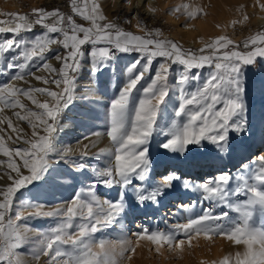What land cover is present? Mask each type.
<instances>
[{
	"label": "snow or ice",
	"instance_id": "snow-or-ice-1",
	"mask_svg": "<svg viewBox=\"0 0 264 264\" xmlns=\"http://www.w3.org/2000/svg\"><path fill=\"white\" fill-rule=\"evenodd\" d=\"M181 8L189 18L197 16L199 11L189 10L188 4L175 11L180 12ZM71 13L66 15L59 9L35 8L31 15L4 13L8 18L0 19V34H11L10 38L0 40V58L7 60L6 69L0 65V75L15 69L12 80L22 81L27 75H33L31 69L35 68L49 74L47 77L35 75V80L56 88L0 84V113L19 108L21 111L14 115L20 121H27L32 129L31 138L25 139L20 135L22 130L16 128L11 119L0 116V125L6 123L8 129L17 133V139L27 145L9 148L0 136V155L7 158L10 170L7 179L11 181L0 191V264H25L23 256L26 254L20 249L31 241L27 234L29 229L22 222L34 217L57 218V223L46 231H38L35 247L27 253L33 259L39 261L41 256L46 257L47 264H119V260L135 248L122 240L117 251L109 241H97L94 234L129 209L126 192L130 187L135 201L144 205L148 201L158 202L166 189L175 186L174 182H180L186 190L200 193L201 202H208L210 207L202 208V214L190 217L187 223L178 224L168 232L149 229L137 232L134 235L138 240L150 241L159 253L165 245L170 250H181L185 239L180 236L190 243L193 234L203 233L206 239L210 235H220L236 245H243L245 250L234 257L226 255L219 264H264V222L259 225L254 222L256 217L264 221V152L246 159L235 174L219 171L194 182L173 170L158 183L154 182L148 153L152 137L158 134L165 137L160 147L179 157H186L193 147L204 148L209 144L220 157L232 154L231 134L239 136L247 131L243 70L254 65L257 58H264V30L245 40L244 51L233 45L231 39L220 36L199 52H193L185 51L175 42L153 38L151 32L141 36L123 30L117 23L107 20L102 0H91L90 6L89 0H71ZM74 16L87 21L89 26L77 23ZM37 27L44 31L24 38L22 33H33ZM53 45L63 49L62 54L57 51L55 55L60 62L58 69L47 62L46 53L52 51ZM85 45H90V50L86 51ZM117 52H136L140 57L126 68L127 81L108 107L106 134L114 146L109 165L101 170L93 169L98 180L76 191L66 208L45 211L43 204L24 200L16 208L13 218L16 194L51 175L57 158L67 163L71 157V149L57 147V137L65 111L77 98V75L82 62L87 57L90 74L96 76ZM9 53L12 55L7 59ZM158 57L163 58V62L151 75L153 61ZM173 65L180 66L174 83L178 90L174 117L167 111L166 100L172 91L169 74ZM205 67L211 71L201 84L200 73L194 70ZM149 76L150 82L138 88ZM135 92L142 93L138 102L134 98ZM37 94L49 99L41 102L36 98ZM21 96L39 111L26 108L19 99ZM160 120L165 121L163 126H160ZM168 120H171L170 125ZM3 131L0 128V132ZM86 156V152L81 153L82 159ZM75 167L83 170L85 164L81 162ZM98 184L109 188L119 186L122 190L120 198L115 201L99 199ZM217 208L221 209L219 213L215 212ZM224 208L229 211H223ZM184 209L191 211L188 205H184ZM230 212L237 216L231 217ZM94 247L98 250L94 251Z\"/></svg>",
	"mask_w": 264,
	"mask_h": 264
},
{
	"label": "rangeland",
	"instance_id": "rangeland-1",
	"mask_svg": "<svg viewBox=\"0 0 264 264\" xmlns=\"http://www.w3.org/2000/svg\"><path fill=\"white\" fill-rule=\"evenodd\" d=\"M129 1L132 2V0H102L103 11L107 20L117 23L120 28L135 35L144 36L146 32H151L154 34L153 38L175 42L185 51L199 52L207 43L220 36L231 39L233 45L239 46V50L244 51L243 44L245 40L249 36L264 30V23L258 25L255 23V19L250 16H247V20L244 17L242 20H237L236 17H228L225 22L223 21L224 19H218V11L222 5L229 6L239 0H207L206 16H204L201 8L202 0H183L182 5L188 4L189 10L194 7L199 10L198 17L190 19L181 9L180 13L177 12L181 17L175 26L162 24V19L156 14L152 15V18L155 19L153 23L141 19L140 15H136V18H133L132 7L126 8L124 6ZM90 3L91 0H89V6ZM143 3H145V0H140L138 5ZM262 5H264V2H262ZM35 8H44L49 11L59 9L66 15L72 14L71 0H0V19L8 18L3 15L4 13L31 15L32 10ZM139 10L142 11L141 8ZM263 11L264 7H261V11L258 12L259 18H264ZM171 16L173 17V14ZM207 18L212 19L209 28L204 29L202 33L193 31L191 23L196 21L206 26ZM74 19L77 23L89 26L88 22L79 16H74ZM43 31L42 28L37 27L33 33H22V35L27 39ZM157 32L159 33L158 36L155 35ZM10 36V33L0 34V40L10 38ZM51 48L52 51L46 53L47 62L58 69L60 62L55 59V55L57 51L62 54L63 49L56 45L51 46ZM84 48L88 51L91 46L85 45ZM11 55L12 53L7 54V59H10ZM139 57L140 54L136 52H117L116 57L96 76L90 74V65L87 57L82 62V67L77 75V98L69 106V109L65 111L61 119L62 127L57 137V147L61 150L71 149V157L67 163L59 161L57 158V163L54 164L53 170H50L51 175L43 180L35 181L16 194L12 212L13 218L16 208L24 200L43 204L45 211H51L58 207L66 208L76 191L81 188H87L93 180H98L93 169L101 170L108 166L110 153L114 151V146L106 134L108 107L111 100L118 96L120 88L127 81L126 68ZM162 62L163 58L159 57L153 61L151 75H154L155 69ZM6 63V59L0 58V65H3L5 69ZM38 63L42 64L43 62L38 61ZM31 71L33 75H27L25 80L22 81L12 80V76L16 72L15 69L10 73L5 72L4 75H0V84L14 83L21 88L31 86L48 87L51 90H56L55 85H46L34 78L35 75L47 77L49 75L47 72L43 70L36 71L35 68H32ZM194 71L200 73V83L202 84L207 79L211 69L205 67ZM179 72L180 66L173 65L169 74V86L172 91L169 97L166 98L167 111L173 117V106L178 105V90L174 88V83ZM150 78L149 76L141 81L137 87L146 86L150 82ZM243 78V99L246 107L247 131L239 136L235 133L231 134L232 154L220 157L213 146L209 144L204 148L193 147L186 154V157H179L178 154L166 152L160 147V144L165 139L163 135H154L148 145L154 182L158 183L173 170H178L185 175L184 178H190L194 182H200L206 179L207 176L215 175L219 171L235 174L241 163L261 153L258 151L264 148V58H257V62L254 65L246 66L243 70ZM192 86H195V82H193ZM141 94L140 92L134 93V98L137 102ZM36 98L41 102L49 99L40 94H37ZM19 99L26 108L39 111L27 98L21 96ZM16 111L21 110L19 108L5 109L3 113H0V116H7L11 119L13 125L22 130L20 135L25 139H30L32 129L27 121H20L16 118L14 115ZM167 123L170 125L171 120H168ZM159 124L163 126L165 121L160 120ZM0 128L4 129L3 132H0V136L4 137L5 143L9 148L27 147L22 140L17 139V133L7 128L6 123L0 125ZM93 133H99V135H93ZM84 152L87 153V156L82 159L81 153ZM0 161H4V163H0V191H2L10 185L11 181L7 179V175L10 172L7 168V158L0 155ZM81 162L85 164V168L78 170L75 164ZM54 177H59L60 179L56 180ZM174 183L175 186L166 189L158 202L148 201L144 205H139L135 201L130 187L126 192V199L130 205L129 209L111 225L94 234L95 239L97 241L100 239L109 241L111 245L117 247V251H119L120 241L127 240L130 242L131 247L135 248V251L126 253L119 260V264H219L226 255L234 257L237 252L243 253L245 250L243 245H236L220 235H210V238L206 239L203 233L193 234L190 243L185 237L180 236L179 238L185 239L181 250H170L165 245L161 247L159 253L156 252V246L150 241L137 239L136 235H134L137 232H142L144 229L168 232L173 230L178 224L187 223L190 217L202 214V208L210 207L208 202H201L200 193L184 189L180 182ZM234 184L235 181H233ZM121 192L122 190L119 186L109 188L103 184H98L96 188L97 196L101 200H118ZM240 199H243V197H240ZM175 204H180L182 208H184V205L190 206L191 211H188L186 220L181 221L173 217L177 207ZM220 211L221 209L219 208L215 209L216 213ZM223 211H229V209L224 208ZM24 215L27 216V212H24ZM230 216L235 218L237 214L230 212ZM254 222L259 225L264 221L256 217ZM22 223L28 227L27 234L31 241L20 249L21 253L26 254L23 256L25 264H47L46 257L41 256L40 260L37 261L27 253H30L31 249L35 247L38 231H46L49 227L54 226L57 223V218L34 217ZM93 250L97 251L98 249L94 247Z\"/></svg>",
	"mask_w": 264,
	"mask_h": 264
},
{
	"label": "bare ground",
	"instance_id": "bare-ground-1",
	"mask_svg": "<svg viewBox=\"0 0 264 264\" xmlns=\"http://www.w3.org/2000/svg\"><path fill=\"white\" fill-rule=\"evenodd\" d=\"M48 1H51V0H48ZM139 1L140 0H132V2L129 1V3L127 5H124V6H126V8L132 7V12L134 13L133 18H136V15H140L142 17L141 19L147 20V22H149V23H153L155 19L152 18V15L156 14L158 17H160L162 19V24L175 26L181 17L175 11V9L177 7L182 6L183 0H145V3H143L142 5H138ZM201 2H202L201 8L203 9L204 16H206L205 15V8H206L207 0H202ZM262 2H264V0H239L237 3H234V4L229 5V6L222 5L218 11V19L219 20L224 19L223 21L225 22L228 17H236L237 20L238 19L242 20L243 17L250 16L251 18L255 19L256 24H258V25L263 24L264 18H259V16H258V12L261 11ZM114 5L116 6L115 2H114ZM133 5H134V7H133ZM140 8L142 9V11L139 10ZM193 9H195V7ZM174 13H175V15H174ZM172 14H173V17L171 16ZM210 16H211V14H210ZM197 17H198V14H197V16L192 17V19L193 18L195 19ZM183 20H185V19H183ZM211 20L212 19H208V21L206 22V26H204L203 24H201L199 22L191 21V22H193V23H191V27L193 28V31H198V32L202 33L204 31V29L209 28ZM190 42L194 43L193 41H190ZM258 142H259V140H258ZM263 151H264V148L259 150L258 152H263ZM175 205L177 207L175 210L176 213H174L175 216H173V217L178 218V220H181V221L186 220L189 212L185 211L184 208L180 207V204L179 205L175 204Z\"/></svg>",
	"mask_w": 264,
	"mask_h": 264
}]
</instances>
